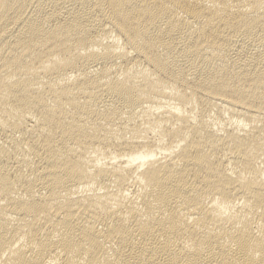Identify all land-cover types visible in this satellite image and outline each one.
Returning <instances> with one entry per match:
<instances>
[{
	"label": "bare ground",
	"instance_id": "1",
	"mask_svg": "<svg viewBox=\"0 0 264 264\" xmlns=\"http://www.w3.org/2000/svg\"><path fill=\"white\" fill-rule=\"evenodd\" d=\"M0 264H264V0H0Z\"/></svg>",
	"mask_w": 264,
	"mask_h": 264
}]
</instances>
